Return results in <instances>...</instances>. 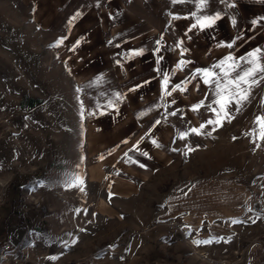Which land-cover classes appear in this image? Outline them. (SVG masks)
Returning a JSON list of instances; mask_svg holds the SVG:
<instances>
[{
    "label": "rangeland",
    "instance_id": "rangeland-1",
    "mask_svg": "<svg viewBox=\"0 0 264 264\" xmlns=\"http://www.w3.org/2000/svg\"><path fill=\"white\" fill-rule=\"evenodd\" d=\"M38 7L0 0V237L17 246L6 264H242L264 229V79L196 135L217 119L214 84L188 71L186 90L143 107L115 66L105 76L85 58L64 13Z\"/></svg>",
    "mask_w": 264,
    "mask_h": 264
},
{
    "label": "crops",
    "instance_id": "crops-1",
    "mask_svg": "<svg viewBox=\"0 0 264 264\" xmlns=\"http://www.w3.org/2000/svg\"><path fill=\"white\" fill-rule=\"evenodd\" d=\"M35 2L40 5L38 11L48 9L51 20L60 18L61 13H64L63 21L74 28L75 41L90 45L85 58L100 60L97 63L98 73L105 76L110 74L111 68L101 69L115 66L111 75H122L123 82L128 83L130 91L141 93L143 107L149 104L148 97H155L156 93L163 91L165 73L169 76L170 89L177 84V76L180 74L187 75L188 71L197 69L220 73L221 69L213 66L229 54L239 58L247 57L256 48L264 50V0H208L202 10L198 8L199 0H181L175 4L172 0ZM193 12L197 16L219 13L221 19L211 28L189 31L190 25L195 23V17L191 16ZM76 13L80 15L73 19ZM174 16L179 18L173 19ZM232 19H235V25L231 23ZM253 20L258 23L254 25ZM233 40V47L221 46ZM180 41H183L182 45L179 44ZM157 48L160 49L159 52L156 51ZM141 49L142 54L136 55L135 52ZM184 49L187 51H183ZM180 61L187 63L177 68ZM231 63H226L224 68L230 71L228 65ZM236 63L242 67L250 66L240 60ZM92 66L93 64L89 68L93 70ZM196 84L192 82L189 85L192 94ZM206 90L208 91V87ZM159 121L162 123L161 119ZM161 137L163 138L162 134ZM263 232L264 229L260 236ZM242 258V264H264V246L257 240H249L243 248Z\"/></svg>",
    "mask_w": 264,
    "mask_h": 264
},
{
    "label": "snow or ice",
    "instance_id": "snow-or-ice-1",
    "mask_svg": "<svg viewBox=\"0 0 264 264\" xmlns=\"http://www.w3.org/2000/svg\"><path fill=\"white\" fill-rule=\"evenodd\" d=\"M173 4L177 2H181V0H172ZM208 3V0H199L198 8L204 9L206 4ZM234 6V5H233ZM80 13H76V16L73 17V19H76ZM192 17H195V23H192L190 25L189 31L192 29H208L213 27L218 20L221 19L220 14L216 13L214 15H208L203 14L200 16H197L195 12L191 14ZM179 17H173V19H178ZM264 19V18H262ZM231 23L233 25L236 24L235 19H232ZM252 23L255 25L258 23V21L253 20ZM67 39V37H62L59 40H57L56 44L53 45L54 47H59L61 44L64 43V40ZM239 39V37H237ZM80 41H76V45H79ZM235 43V40H233L230 43H227L226 46L228 48L233 47V44ZM157 44H159V41H157ZM180 45L183 44V41L179 42ZM179 46V45H178ZM72 50H75V46ZM157 52L160 51L159 48L156 49ZM183 51H187L184 49ZM183 51L181 54H183ZM143 50H139L135 52L136 55L142 54ZM162 59V57L160 58ZM237 60L244 61L246 64L250 65L249 67H242L240 64L236 63ZM232 62L228 65L229 70H226L224 68L225 64L228 62ZM160 60H157V63H159ZM185 61H180L177 64V68L184 65ZM213 68H219L221 69L220 73H216L213 71H210L209 69H197L196 73L193 76V79L196 78L197 75H201L203 77V83L208 84H214L216 87V97L217 99L214 100L212 103L218 105V108L212 107L211 104L208 105V108L210 111H212L217 119H209L207 121V124H201L199 128H192L190 129L191 133L200 135L201 129L205 128L207 125H216V126H222L223 120L229 116V108L233 105H239L242 102L246 101L249 98V89L253 84L258 83L259 81L256 79L257 75L260 74L261 79H264V50H261L259 48L254 49L252 52H249L247 54V57H233L231 54L224 57L218 64L214 65ZM233 73H235L233 75ZM169 85V76L167 73L164 74L163 81H162V98L163 96H171L173 92H176L177 90L184 91L185 88H182L180 84H176L171 88V90H168ZM242 85H248V88H243ZM175 103V101H173ZM203 106V101L193 105L192 111H198L200 107ZM237 110H239L237 108ZM222 114V115H221ZM143 115V113H142ZM170 115L175 116L176 112H171ZM161 122L159 120L155 121V125H159ZM257 123L260 125L261 133L260 138L264 139V117H257ZM215 130V128H213ZM188 133H181L180 138L184 139ZM210 135V133H209ZM153 144H155L157 147L160 145L157 144L155 140L152 141ZM259 147V145H257ZM193 149H189V151H192ZM127 155V154H126ZM142 155L147 156L148 153L144 152ZM131 159V158H129ZM133 163H137V161H132ZM140 167H145V165L140 164ZM80 183H83L80 181ZM83 191V189H81ZM235 223V221H233ZM203 243H208V241H203ZM55 259V257H53Z\"/></svg>",
    "mask_w": 264,
    "mask_h": 264
},
{
    "label": "built area",
    "instance_id": "built-area-1",
    "mask_svg": "<svg viewBox=\"0 0 264 264\" xmlns=\"http://www.w3.org/2000/svg\"><path fill=\"white\" fill-rule=\"evenodd\" d=\"M264 221V216H263ZM258 242L264 246V232L257 239ZM17 252V246L12 241L0 237V264H6V262L14 257Z\"/></svg>",
    "mask_w": 264,
    "mask_h": 264
}]
</instances>
